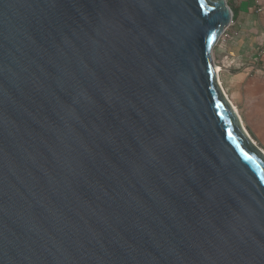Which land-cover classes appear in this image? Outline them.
<instances>
[{"label": "water", "instance_id": "water-1", "mask_svg": "<svg viewBox=\"0 0 264 264\" xmlns=\"http://www.w3.org/2000/svg\"><path fill=\"white\" fill-rule=\"evenodd\" d=\"M231 22L0 0V264H264V153L213 58Z\"/></svg>", "mask_w": 264, "mask_h": 264}, {"label": "crops", "instance_id": "crops-1", "mask_svg": "<svg viewBox=\"0 0 264 264\" xmlns=\"http://www.w3.org/2000/svg\"><path fill=\"white\" fill-rule=\"evenodd\" d=\"M228 2L235 10L236 18L231 22L232 35L225 41L220 51V65H218L219 68L227 69L225 75L227 81L238 84L245 82L244 70H247L248 65H251L250 61L255 58L258 44L261 42L260 47L264 46V6H260V0H228Z\"/></svg>", "mask_w": 264, "mask_h": 264}, {"label": "rangeland", "instance_id": "rangeland-1", "mask_svg": "<svg viewBox=\"0 0 264 264\" xmlns=\"http://www.w3.org/2000/svg\"><path fill=\"white\" fill-rule=\"evenodd\" d=\"M228 30L230 27L225 30V35ZM225 38L223 33L213 48V58L218 67ZM225 69L219 68V84L239 115L243 128L264 153V72L255 66L248 65L247 70H244L246 71L245 82L232 84L226 79L227 69Z\"/></svg>", "mask_w": 264, "mask_h": 264}, {"label": "trees", "instance_id": "trees-1", "mask_svg": "<svg viewBox=\"0 0 264 264\" xmlns=\"http://www.w3.org/2000/svg\"><path fill=\"white\" fill-rule=\"evenodd\" d=\"M227 4L229 5V7L231 8V10H232V21H234L235 20V18H236V12H235V10L232 8V6L229 4V2H228V0H227ZM230 27V26H229ZM227 30V29H226ZM227 32V31H226ZM232 35V31H231V29L230 30H228V32H227V34H226V38H225V40H224V43H225V41L226 40H228L229 38H230V36ZM260 45H261V42H260V44H258V47H260ZM258 49V48H257ZM250 63H251V65L252 66H255V68H257L258 70H261V71H263L264 72V64L262 63V62H260V61H256L255 59H252L251 61H250ZM239 69V68H238Z\"/></svg>", "mask_w": 264, "mask_h": 264}, {"label": "built area", "instance_id": "built-area-1", "mask_svg": "<svg viewBox=\"0 0 264 264\" xmlns=\"http://www.w3.org/2000/svg\"><path fill=\"white\" fill-rule=\"evenodd\" d=\"M260 6H264V0H260ZM232 24V23H231ZM230 24V25H231ZM223 35V34H222ZM221 35V36H222ZM224 36L225 35V31H224ZM256 61H260L264 64V46H261L257 49L256 53H255V58H254Z\"/></svg>", "mask_w": 264, "mask_h": 264}, {"label": "bare ground", "instance_id": "bare-ground-1", "mask_svg": "<svg viewBox=\"0 0 264 264\" xmlns=\"http://www.w3.org/2000/svg\"><path fill=\"white\" fill-rule=\"evenodd\" d=\"M215 69H216V72H217V76H218V72H219V67L218 66H216V64H215ZM234 107V106H233ZM235 109V108H234Z\"/></svg>", "mask_w": 264, "mask_h": 264}]
</instances>
